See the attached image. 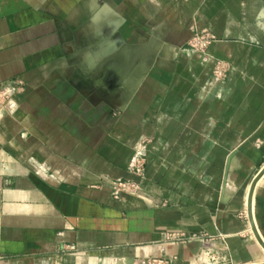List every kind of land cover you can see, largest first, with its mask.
I'll use <instances>...</instances> for the list:
<instances>
[{
	"label": "crops",
	"instance_id": "0c3cea01",
	"mask_svg": "<svg viewBox=\"0 0 264 264\" xmlns=\"http://www.w3.org/2000/svg\"><path fill=\"white\" fill-rule=\"evenodd\" d=\"M262 167L264 0H0V264H264Z\"/></svg>",
	"mask_w": 264,
	"mask_h": 264
},
{
	"label": "built area",
	"instance_id": "2783aa9c",
	"mask_svg": "<svg viewBox=\"0 0 264 264\" xmlns=\"http://www.w3.org/2000/svg\"><path fill=\"white\" fill-rule=\"evenodd\" d=\"M215 37L207 30L195 31L193 40L191 42L192 48L197 52H204L208 44ZM146 167V158L144 155H136L132 158L130 162V170L133 174L137 176H144ZM113 194L116 198H119L123 192L133 193L138 189V184L134 181L118 180L112 182ZM202 256V257H201ZM203 258L202 264H246V263H236L232 260L221 258L217 255L216 251L210 249L203 250L200 255ZM143 264H168L165 259H150Z\"/></svg>",
	"mask_w": 264,
	"mask_h": 264
},
{
	"label": "water",
	"instance_id": "95a60500",
	"mask_svg": "<svg viewBox=\"0 0 264 264\" xmlns=\"http://www.w3.org/2000/svg\"><path fill=\"white\" fill-rule=\"evenodd\" d=\"M263 171H264V167H262L261 173H263ZM257 237H258V240L260 241V243L262 244V246L264 247V240L262 239V237L259 234H257Z\"/></svg>",
	"mask_w": 264,
	"mask_h": 264
}]
</instances>
